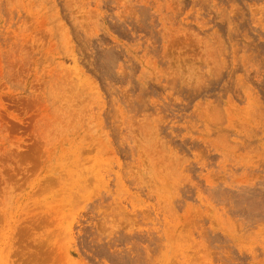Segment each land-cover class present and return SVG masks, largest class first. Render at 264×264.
<instances>
[{"label": "rangeland", "instance_id": "1", "mask_svg": "<svg viewBox=\"0 0 264 264\" xmlns=\"http://www.w3.org/2000/svg\"><path fill=\"white\" fill-rule=\"evenodd\" d=\"M0 264H264V0H0Z\"/></svg>", "mask_w": 264, "mask_h": 264}]
</instances>
